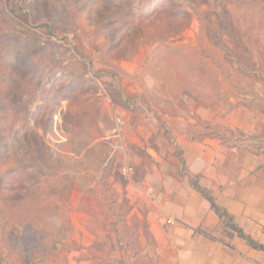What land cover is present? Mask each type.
I'll list each match as a JSON object with an SVG mask.
<instances>
[{
	"label": "rangeland",
	"instance_id": "374dc122",
	"mask_svg": "<svg viewBox=\"0 0 264 264\" xmlns=\"http://www.w3.org/2000/svg\"><path fill=\"white\" fill-rule=\"evenodd\" d=\"M170 1L0 0L1 172L11 166L7 162L16 147L10 138L23 126L22 116L36 112L31 123L48 152L52 156L60 153L73 164L77 183L70 198L71 215L76 211L72 197L77 188L86 194L81 206L92 217L79 220L100 230L98 241L103 249L99 246L98 253L88 249L80 253L82 247L69 241L74 238L73 229L59 226L62 234L70 231L68 239L59 243L58 256L49 257L52 264H71L66 255L87 264V259L106 264V252L129 264H154L143 247L145 240L152 241L148 223L133 212L135 206L126 191L129 177L119 172L123 163L132 164L124 149V128L119 137L113 132L117 117L125 121L130 115L135 121L146 115L152 118L156 131L147 140L141 138L144 146L167 152L173 145L181 163V147L172 140L178 125L167 121L173 117L185 119L188 137L209 134L230 144L264 146V134L257 138L239 128L249 124L251 113H264V57L258 48H249L243 34L218 16L216 9L217 5L226 6L228 17L239 18L241 23L250 16L245 13L247 7H256V18L264 15V0H253L263 5L244 0V5L231 2L230 7L217 0H172L174 4L193 3L191 9L186 8L192 16L174 22L160 14ZM201 2L210 4L211 9L205 13L208 7H202ZM154 12H159L157 17L148 19ZM183 48L192 69L205 63L206 74L191 76L176 53ZM184 85H199L192 95L198 96L199 90L205 103H197ZM213 88L219 90L217 96ZM207 94L211 97L203 98ZM90 141L97 143L84 152ZM117 141L123 149L114 153L112 145ZM135 149L131 148L132 155L146 158ZM134 169L130 180L152 179L144 175L142 167ZM6 179V184L15 187L20 182L19 178ZM4 182L0 180V252L11 246L1 237L7 215L1 196L5 195ZM12 229L21 232L18 224ZM115 230L121 231L119 244L110 239ZM30 237L23 242L33 239ZM114 250L120 255H114ZM0 264L9 263L0 259Z\"/></svg>",
	"mask_w": 264,
	"mask_h": 264
},
{
	"label": "crops",
	"instance_id": "0c3cea01",
	"mask_svg": "<svg viewBox=\"0 0 264 264\" xmlns=\"http://www.w3.org/2000/svg\"><path fill=\"white\" fill-rule=\"evenodd\" d=\"M249 117V124L239 128L259 138L264 134V113ZM132 118L126 119L123 130L125 153L135 168L142 167L144 175L152 179H127V198L135 206L133 212L148 223L152 241L145 240L143 247L153 263L264 264V146H231L213 137H188L185 119L173 117L167 121L178 125L172 140L181 147V163L173 145L167 152L144 146L141 138L147 140L156 131L152 118ZM146 125L151 129H145ZM131 148L146 158L132 155ZM192 177L212 199L194 186ZM86 199L84 192L74 189V238L69 241L82 247L80 253L95 243L100 232L79 220L92 218L81 206ZM215 204L224 213L220 214ZM139 232L143 240V231ZM115 254L120 252L114 250ZM64 257L71 264H87L72 255Z\"/></svg>",
	"mask_w": 264,
	"mask_h": 264
},
{
	"label": "trees",
	"instance_id": "16d2710c",
	"mask_svg": "<svg viewBox=\"0 0 264 264\" xmlns=\"http://www.w3.org/2000/svg\"><path fill=\"white\" fill-rule=\"evenodd\" d=\"M217 1L224 2V4H228L229 7L231 2L240 5L245 4L244 0ZM251 1L253 0H250V2ZM201 3H203L202 7H208L206 10H203L205 13L211 9L210 4L207 2ZM260 3L258 4L253 1V5H263ZM175 4L171 0L169 4L162 7L163 11H161L160 14H163L164 16L167 15V19L169 21L173 20V22L178 21L183 17L192 16V14L188 11L191 9L190 5H193L192 2L188 4L187 2L179 3V1H176ZM187 7H189V9H186ZM171 8H173V10H171ZM255 8L256 7H247L245 13H247V16H250L240 23L239 18H234L232 20L228 17L227 10L229 8L223 5H217L216 7L219 14L218 16L224 18L226 22L231 25L230 27L234 28L236 31L238 29L239 32L243 34V42L246 43L249 48H258L259 53L262 54V57H264V15L256 18V15L254 14ZM158 13L154 12L147 18H155ZM201 19L204 21L206 18ZM184 49L185 48H183V50H179L178 52L176 51V53H178L177 55H179L181 60L183 59L185 61L187 68L190 70L188 71L191 73V76L198 75V77H202V74H206L208 70L205 68V63H202L200 66L192 69V61ZM178 71L180 73L183 72L179 69ZM213 71L212 77L214 78L216 77V74ZM215 82L217 81L215 80ZM215 85L218 87V84ZM198 87L199 85L197 87L184 85L185 91L190 94L194 100L197 101V103L202 105L205 102H203V99L200 98L201 95L199 90V95L197 94L198 96H196V94L192 95L193 88L197 90L199 89ZM213 91L216 93L215 96L219 94L218 89L213 88ZM205 97H208L207 99H209L211 96L209 94H207V96L203 95V98ZM214 97L211 102L212 106L215 103ZM230 105H232V103H230ZM32 114L34 115L36 112L30 114V111H27V115L22 116L21 125L23 124V126H20L17 133L10 138V140L15 143L16 147V152L15 148H13L14 153L12 152V155L14 157L11 158V160L15 161H8L7 163H10L9 165L11 166L4 167L6 169L3 170V172H1L3 165L0 166L1 181H6V177H12L11 181L18 178L20 179L17 187L6 184L5 182L1 186L2 189L5 190V195H7H1L4 199L3 204H5L4 208L7 212L5 222L1 227V237L8 242L10 241L9 243L11 246H9V248L2 249L0 252V259L1 261L8 262L9 264H52L49 262V257L58 256L60 248L59 243L60 241H63V239H68L67 233L70 231L67 230L68 232L65 231L66 233L64 232L62 234L60 232V228L63 226L73 228L70 198L74 184L77 183L72 169L73 164L67 163L66 159L63 158L60 153L52 156V154L48 152L42 135L31 123ZM230 133L233 135L232 131ZM193 137L203 138L213 136L203 134L194 135ZM92 142L90 141L89 147L86 148L84 152L97 143ZM221 142L231 146L237 145L235 142L232 144L227 143L225 139H221ZM9 157L10 156H6V159ZM72 159L74 160L75 158ZM106 160L107 157H105L103 162ZM1 161L2 157L0 156V162ZM192 180L194 186L200 192H202L209 199H212L208 191L203 189L194 177H192ZM215 207L220 214L224 213V210L220 209L216 204ZM13 224L21 226V232L19 234L12 229ZM120 232L121 231L115 230L114 234L110 238L115 241V244L120 243ZM30 235L33 239L24 243L23 239L31 238ZM113 241L110 243L112 244ZM248 241L251 244L256 245L252 239L248 238ZM99 246L103 249L97 236L95 243L88 247V250H95L98 253L100 249ZM111 248L114 249V245L111 246ZM106 256L108 257V262L106 264H129L127 260L114 258L108 252H106ZM87 260L90 261V264H98L95 260Z\"/></svg>",
	"mask_w": 264,
	"mask_h": 264
},
{
	"label": "built area",
	"instance_id": "2783aa9c",
	"mask_svg": "<svg viewBox=\"0 0 264 264\" xmlns=\"http://www.w3.org/2000/svg\"><path fill=\"white\" fill-rule=\"evenodd\" d=\"M126 121L122 118V117H117L116 118V127L114 128L113 132L116 136H120L122 133V130L125 126ZM112 149L114 153H117L118 151H120L121 149H123V144L122 142H116L112 145ZM134 166L129 165L127 163H123L120 167H119V172L121 173V175L125 176V177H131L134 174ZM171 221V220H169Z\"/></svg>",
	"mask_w": 264,
	"mask_h": 264
}]
</instances>
